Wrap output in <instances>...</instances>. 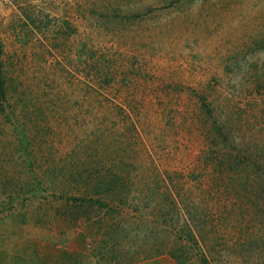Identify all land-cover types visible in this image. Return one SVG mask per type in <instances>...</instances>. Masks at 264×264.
<instances>
[{"label":"rangeland","instance_id":"rangeland-1","mask_svg":"<svg viewBox=\"0 0 264 264\" xmlns=\"http://www.w3.org/2000/svg\"><path fill=\"white\" fill-rule=\"evenodd\" d=\"M2 264H264V0H0Z\"/></svg>","mask_w":264,"mask_h":264},{"label":"crops","instance_id":"crops-1","mask_svg":"<svg viewBox=\"0 0 264 264\" xmlns=\"http://www.w3.org/2000/svg\"><path fill=\"white\" fill-rule=\"evenodd\" d=\"M0 260L2 261L4 259L0 258ZM0 264H2V262ZM142 264H174V262L171 259H168V258L165 257V258H162V259H156V260H153V261H148V262H145V263H142Z\"/></svg>","mask_w":264,"mask_h":264},{"label":"trees","instance_id":"trees-1","mask_svg":"<svg viewBox=\"0 0 264 264\" xmlns=\"http://www.w3.org/2000/svg\"><path fill=\"white\" fill-rule=\"evenodd\" d=\"M0 55H1V53H0ZM0 69H1V61H0ZM0 95H2L1 74H0Z\"/></svg>","mask_w":264,"mask_h":264}]
</instances>
